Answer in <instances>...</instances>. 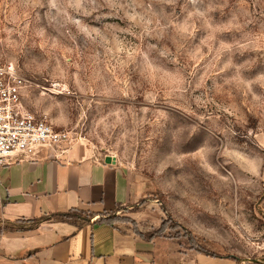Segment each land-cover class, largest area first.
<instances>
[{
	"label": "rangeland",
	"instance_id": "rangeland-1",
	"mask_svg": "<svg viewBox=\"0 0 264 264\" xmlns=\"http://www.w3.org/2000/svg\"><path fill=\"white\" fill-rule=\"evenodd\" d=\"M0 59L60 148L114 157L173 237L264 264V0H0Z\"/></svg>",
	"mask_w": 264,
	"mask_h": 264
},
{
	"label": "crops",
	"instance_id": "crops-1",
	"mask_svg": "<svg viewBox=\"0 0 264 264\" xmlns=\"http://www.w3.org/2000/svg\"><path fill=\"white\" fill-rule=\"evenodd\" d=\"M60 147L0 169V264H241L201 254L171 229L159 234L161 204L114 157L107 163L108 156ZM56 213L88 222L48 219ZM40 218L47 220L32 225Z\"/></svg>",
	"mask_w": 264,
	"mask_h": 264
},
{
	"label": "built area",
	"instance_id": "built-area-1",
	"mask_svg": "<svg viewBox=\"0 0 264 264\" xmlns=\"http://www.w3.org/2000/svg\"><path fill=\"white\" fill-rule=\"evenodd\" d=\"M25 81L0 59V169L16 156L29 157L40 147L61 145L65 134L29 112L22 103Z\"/></svg>",
	"mask_w": 264,
	"mask_h": 264
},
{
	"label": "trees",
	"instance_id": "trees-1",
	"mask_svg": "<svg viewBox=\"0 0 264 264\" xmlns=\"http://www.w3.org/2000/svg\"><path fill=\"white\" fill-rule=\"evenodd\" d=\"M163 212L165 214L168 215L167 211L163 208L162 209ZM80 215H78V213H65V214H59V213H56V214H53L51 215L48 219H51V220H57V221H61V222H67V223H71L77 227H81L83 225H85V223L88 222V218H84L85 221L83 222H80L78 223V220L80 219ZM40 220H47V219H44V218H40L36 221H33L32 225H37L39 223ZM101 221V220H99ZM20 227V226H18ZM16 225H6L4 227V231H9V230H15L18 228ZM21 228V227H20ZM167 229V226H166V221H164L161 225V229L158 231L159 234L163 233L165 230ZM191 248L196 250L197 252L201 253V254H204L206 256H211V257H220V256H217L213 253H210L208 251H205L203 248L199 247L196 243L194 242H191ZM232 260H236L234 257H230Z\"/></svg>",
	"mask_w": 264,
	"mask_h": 264
},
{
	"label": "water",
	"instance_id": "water-1",
	"mask_svg": "<svg viewBox=\"0 0 264 264\" xmlns=\"http://www.w3.org/2000/svg\"><path fill=\"white\" fill-rule=\"evenodd\" d=\"M106 162L107 163H114V160H113V158H111V157H107L106 158ZM243 262V261H242ZM244 262H246V263H253V264H260L261 262L259 261V260H257V259H252V260H250V259H245L244 260Z\"/></svg>",
	"mask_w": 264,
	"mask_h": 264
}]
</instances>
